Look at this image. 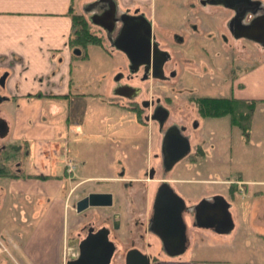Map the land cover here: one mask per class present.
I'll return each mask as SVG.
<instances>
[{
  "label": "rangeland",
  "instance_id": "obj_1",
  "mask_svg": "<svg viewBox=\"0 0 264 264\" xmlns=\"http://www.w3.org/2000/svg\"><path fill=\"white\" fill-rule=\"evenodd\" d=\"M93 1L86 6L85 16L88 21L94 14L92 11L98 9L94 4L99 0ZM200 2L201 0H153L152 5L142 6V9L148 10L155 18L163 44L173 50V67L178 70V77L171 83L154 80L144 83V99L160 98L169 107L171 115L165 127L172 124L191 126L194 121L199 123L197 130L195 127L189 130V134L193 136V151L176 164L173 174L169 176L177 183L174 186H177L180 195L189 200L190 204H194L214 195L213 193L221 192L227 200L234 203L232 212L237 220L236 231L219 235V239L204 237L193 231L197 246L200 245L195 249L196 255L229 264H264V250L259 246L258 237L255 235L257 232L264 234V185L251 187L247 192L238 190L235 195L229 190L231 183L237 182L241 176L244 179L264 181V147L258 146L257 138L258 141L254 140L252 143L241 142V133L234 126L231 129L229 118H203L197 112L200 98L231 97V70L236 71L235 83L248 77L246 83L249 86L257 72L253 67L264 61V47L252 42L248 45L243 41L231 40L224 44L220 34L228 33L226 25L219 19L222 14L219 11L205 13L196 9L195 6H199ZM136 8H139L138 5L123 9ZM197 22L199 28L193 33L192 25ZM92 32L103 38V46L89 47L87 58L83 54L79 56L80 60L75 63L78 67L73 75V92L63 102L65 109L59 116L60 121L63 118L65 125H80L83 132H77L76 129L70 132L66 128L64 136L61 137L64 141L61 152L65 149L69 155L65 154L64 157L61 153H56L52 160L55 162L57 174L64 176L67 170L65 163L71 161L74 166L73 173H69V176L74 175L75 182L91 179L82 182L85 185L77 195L83 189L114 192L115 200L118 198L115 208L98 211L107 216L118 210L123 213L124 231L118 233V236H122V248L127 249L131 243L139 242L137 235L141 229L137 227V221L146 219L149 212L150 200L142 198L146 194L150 196L152 183L146 182L145 174L137 170L145 155L140 150L143 145L149 153L153 154L155 150L157 124L146 122L145 115H150V111L146 110L140 118L127 107L129 101L116 95L114 90L119 82L115 79L120 72H126L127 62L107 41L103 31L93 26ZM176 36L184 39L181 46L177 44ZM245 73H248L246 78ZM259 77L264 80V72ZM9 94L6 85L2 96L8 97ZM45 101L51 104L55 99ZM0 111L8 112L10 116L13 107L4 102L0 104ZM60 132H63L62 128ZM9 140H5L3 144H7ZM201 140L208 148V156L196 162L195 148ZM18 145L23 146V142L18 141ZM35 153L33 149L27 159H18L27 173L34 172L37 167L38 157ZM149 153L148 163H155L153 155L150 156ZM0 162L1 165L8 164L5 157ZM9 182L6 178L0 179V195L3 197L0 207V240L4 245L0 261L3 264H43L47 241L57 251L55 264H61L66 258L71 259L74 250L70 246L68 249L66 242L63 245L58 230L51 237L37 233V226L42 222L51 200H40L35 194H30V191L26 193L31 200L25 198L24 192H14L11 195L7 188ZM65 183L68 184L63 190L66 196L71 186L66 180ZM39 202L43 204L37 205ZM73 205L74 200H71L67 208L65 231L68 239L78 229L76 222L84 221L82 216L77 217L72 209ZM89 215L90 218L94 217L91 213ZM186 217L193 227V217ZM253 234L255 239L251 237ZM202 240H206V243L202 244ZM152 249L155 254L160 252L157 247ZM124 251L118 254L115 264H123Z\"/></svg>",
  "mask_w": 264,
  "mask_h": 264
},
{
  "label": "crops",
  "instance_id": "obj_2",
  "mask_svg": "<svg viewBox=\"0 0 264 264\" xmlns=\"http://www.w3.org/2000/svg\"><path fill=\"white\" fill-rule=\"evenodd\" d=\"M117 1L120 8L123 9L132 5H138L139 8H143L148 4L152 5L153 0ZM93 2V0H0V74L4 72L7 73V89L10 93L8 97L11 98V101H8V103L13 107V112L10 113V116L8 112L3 111L2 117L10 124L9 139L17 142L22 141L23 143L27 141L30 144V149L32 151L34 149L38 157L35 171L27 173L23 169L22 176L18 178L11 177L7 188L11 195L14 192L15 194L24 192V196L27 200H31V198L28 199L29 195L26 193L28 191H30V194H35V197L40 200H51L48 203L49 205L47 204L48 208L43 214L42 222L37 226V233L43 234L44 236L49 235L51 237L53 232L58 230L59 239L63 242V245L66 242L68 249L69 239L66 235L65 227L67 208L70 206V201L74 200L72 209L75 211L76 200L85 193L110 192L83 189L81 194L77 195V192L85 185L82 184V182L91 179L86 178L80 182H75L74 175L73 177L69 176V173L72 174L73 171H68L70 168L68 166L69 163L73 170L74 164L71 161L65 163V168L67 167V170L64 176L61 175V173L57 174L55 162L48 155L50 154L48 150L51 149L50 147L51 145L53 146L52 143L54 141H57L59 153H61L62 156L65 154L66 156L69 155L65 149L61 152L62 142H64L61 137L64 136L66 128H68L70 132H72V130L75 131V129L77 132H83L80 125L74 126L69 123L65 125L63 118L60 121L59 116L65 109L63 102L68 100L72 95L74 87L73 75L78 67L75 63L78 62L79 56L74 54L75 49H73L70 44L73 29L72 12L86 15V6ZM195 8L202 9L206 13L219 11L217 8H202L200 4L199 6H195ZM91 26L93 27V25ZM87 57L88 56L85 58ZM253 68L258 73L255 71L256 76L253 78L252 83L249 86L247 85L246 79L248 77L246 78V76L248 73H245L244 76L246 79L242 81V79L238 78V83H235L231 88V97L238 100L259 101L254 114L253 126L249 138L246 140L242 132L238 130L241 133V142L244 144L252 143L254 140L258 139V146L262 145L264 147V80L259 77L260 73L264 72V61L261 62V65L257 67L254 66ZM259 71L261 72L259 73ZM244 76H242V78H244ZM51 93L54 94V97L48 96ZM48 99H55V101L48 104L49 102L45 101ZM229 123L232 129L231 120ZM64 125L65 128L63 127ZM61 128L63 132H60ZM155 134L157 135V132H155ZM198 143L200 144H197L195 148L194 161L196 162L208 156V148L203 140ZM144 146L145 145H143V148L140 150L142 153L145 152V155L142 158L141 165L140 163L138 164L139 168L137 171H142L145 174L152 163H148L147 157L149 151L144 149ZM41 148L45 156H40L39 152ZM149 154L151 156L152 152ZM114 167L116 168V165H114ZM173 170L171 174H173ZM125 172L126 170L124 169V175ZM168 179L173 185L177 184L173 179H170V177H168ZM65 180L68 181L71 186L66 196L63 190L68 184L65 183ZM262 185H264V181L244 179L241 176L237 182L231 183L229 190L230 193L235 195V192L238 190L241 192L246 190L247 192L251 187ZM174 187L177 189V186ZM213 194L223 195L221 192ZM2 200L3 197L0 195V207ZM198 202L199 201L190 204L189 200H187V205L193 206ZM228 202L231 204L230 210L235 223L234 230L231 233H234L237 229V220L232 212L234 203L230 200H228ZM42 204L43 203L39 202L37 205ZM192 221L194 222V219ZM193 231L201 233V236L215 239H219V235H221L211 229H200L196 226L192 227L190 224V228L187 231L188 235L185 252L181 256L174 258H165L162 256V263L229 264L226 261H212L203 257L201 258L199 254L196 255L195 249L196 247L199 248L200 245L197 246L196 238L194 234H192ZM255 235L258 237L259 246L264 250V234H259L257 232ZM255 235L253 234V236H251L252 239H255ZM205 243L206 240H202V244ZM46 244L47 249H45L43 256V261H45V263L43 264H55V253L57 251L54 246L51 247V243L49 246L48 241ZM199 250L200 249H198V251ZM149 254L153 255L155 253L149 252ZM155 255L159 256L161 254ZM0 256H2V254H0ZM67 261L68 258L62 261L61 264H66ZM0 264L3 263L0 261Z\"/></svg>",
  "mask_w": 264,
  "mask_h": 264
},
{
  "label": "water",
  "instance_id": "obj_3",
  "mask_svg": "<svg viewBox=\"0 0 264 264\" xmlns=\"http://www.w3.org/2000/svg\"><path fill=\"white\" fill-rule=\"evenodd\" d=\"M108 3V23L106 27L101 19L104 12L95 14L89 18L93 25L103 27L109 36L111 45L122 52L130 63V70L136 73L139 67L143 65L151 66L153 64L155 79H164L160 72H163V66L170 56L168 52L161 51L157 43L154 42L152 48V22L145 14L132 16L128 13L123 14L121 19L118 16L120 6L117 0H99L94 6L98 7L103 3ZM213 6L219 5L233 11H239L240 8L246 9L255 15L254 20L248 25L238 27L239 34L236 38H246L264 47V5L259 0H209ZM249 6V7H248ZM122 22L119 30L118 22ZM140 22V23H139ZM145 34L141 35L140 29L144 28ZM140 24V25H139ZM118 36L112 38L115 31ZM159 52L162 54L158 69L155 56ZM74 54L80 56L82 51L77 49ZM158 70V74L157 73ZM122 74L116 77L119 82ZM10 100L8 97L0 95V104ZM171 112L168 108L160 105L152 115L151 119L163 128ZM191 153L190 140L182 134L178 126H172L165 134L163 144V158L167 170H172L176 164L185 159ZM153 179V175L150 176ZM155 212L153 218V227L155 225V234L160 238L165 251L170 257L181 256L186 250L187 242V224L184 214L187 211L189 218L194 219V226L200 229H211L218 234H230L235 227L231 213V204L222 196L217 195L212 198L201 200L197 205L191 208L186 206L185 201L172 188L169 182H163L156 196ZM114 196L112 193H91L77 203V211L83 212L90 207H112ZM170 205H173L172 208ZM215 205V210H209L208 207ZM170 206V208H169ZM186 219H188L186 217ZM117 222L115 228H119ZM151 226V229L153 227ZM110 230L101 229L95 235H91L86 241L80 244V254L76 259L69 260L66 264H110L115 253V247L109 240ZM173 247L175 249H170ZM127 264H150V258L140 252L129 253Z\"/></svg>",
  "mask_w": 264,
  "mask_h": 264
},
{
  "label": "flooded vegetation",
  "instance_id": "obj_4",
  "mask_svg": "<svg viewBox=\"0 0 264 264\" xmlns=\"http://www.w3.org/2000/svg\"><path fill=\"white\" fill-rule=\"evenodd\" d=\"M262 2V4L264 5V0H259ZM201 5L202 8H207V7H211V8H217L219 10V13L222 14V17H219V19L221 20L222 24L224 23L226 25V29H227V33L229 35H221V39L223 41L224 44H228L229 40L232 41H243L245 43L251 44L250 42H252V44L258 45L263 47L262 45H259L253 41H250L246 38H240L237 39L236 38V34L240 33V30L238 29L239 26L241 25H248L250 24L254 18L255 15L252 14L251 12H249L246 8H240L239 11H233V10H229L227 8H225L224 6H213L209 3V0H201V2L199 3ZM249 7V6H248ZM97 10H93L92 12L94 14H92L91 16L95 15V14H99L104 12V16L101 19L100 22H102V24H104L106 27L109 26L108 23V11H109V7H108V3L104 2L103 4L99 5L97 7ZM200 11L204 12V10L200 9ZM130 14L132 16H140L142 14H145L146 17L152 22V48H154V42L157 43L158 48L161 51H166L169 53V57L168 60L165 62L164 66H163V72H160L162 74V76L164 77V79H155L153 78V74H154V67L153 64L151 66L148 65H143L141 67H139L138 71L136 73H132L130 70V63L129 60L127 59V57L120 51H118L119 53H121L126 62H127V69L126 72H120V74H122V78L119 81V84L116 85L114 92L116 93V95L119 98H122L124 100L129 101L128 104V108L134 112L136 115L140 116V118H142L144 116V113L146 110L150 111V115H145L146 116V122L148 121H152L151 117L154 114L155 110L160 106L163 105L164 107L168 108L165 104L162 103L160 98H157L156 100H146L144 99V93L146 92L145 90V86L144 83L149 82L150 80H154V81H160V82H167V83H171L174 79H176L178 77V70L173 67L174 66V62H175V56L173 53V50L170 48H166V46L163 44L162 38L160 37L159 33H158V28H157V24L155 19L152 17V15L149 13L148 10L142 9V8H136L134 10H120L118 12V16L121 19L123 14ZM206 13V12H205ZM227 16V17H226ZM140 23V22H139ZM140 25V24H139ZM144 28L140 29L141 35L145 34V23H143ZM94 27L100 29L101 31H103V33L106 35V39L107 41L111 44V42L109 41V36L108 33L106 32V30L101 27V26H97V25H93ZM118 28L120 30V28L122 27V22H118ZM199 28V25L197 23L192 25V31L193 33L197 32ZM115 36H118V31L116 30L115 33L112 35V38H115ZM195 40H197L198 38H194ZM176 41L178 45H182L184 43V39L180 36H176ZM162 58V54H159V52H157L156 56H155V61H156V65H157V69H158V64L160 63ZM158 70L157 73L158 74ZM119 75V74H118ZM230 80L232 81V85L231 88L235 85V80H236V71L235 70H231L230 73ZM8 80L7 77V73H3L0 74V95H4V90L6 87V82ZM122 81H125V83H121ZM49 97H54V94L51 93L48 95ZM6 97V96H4ZM31 97V96H30ZM9 98V97H8ZM11 101V98L10 100ZM5 101V102H8ZM4 103V102H3ZM120 103V102H117ZM122 104V103H120ZM197 112L199 113V115L201 117H203L199 111V108L197 109ZM205 118V117H203ZM155 122V121H154ZM157 124V139H156V144H155V150L153 152V157L155 159V163H152V165L150 166L149 170H147L145 172V178H146V182L152 183V191L150 193V196L148 197L147 194L144 196V198H142V200H150L149 203V212L146 216V219L138 220L137 221V227L140 230V232L138 233L137 236H139V242H133L131 243L127 249H123L122 248V236L119 237L118 233H121L122 231H124V215L122 212L115 211L112 215L107 216L105 213H100V211H98L99 209H104V210H109L112 208H115V194L114 192H87L85 193L82 197L78 198L75 202V212L77 214V217H81L83 218L84 221H78L77 223V228L74 232H73V237L71 239H69V246L72 247V249L74 250V254L72 256L71 259H76L79 257L80 254V244L84 241H86L91 235H95L96 233H98L101 229L103 228H108L110 230V234H109V240L110 242H112L114 244L115 247V253L114 256L111 260L110 264H115L116 258L118 256V254L124 251V261L123 264H127V257L129 253H134V252H140L145 256H148L150 258V264H161L162 260L161 257H165V258H171L167 252L164 249V246L160 240V238H158V236L155 234V225L154 227L153 225V218H154V212H155V203H156V196L157 193L159 191V188L161 187V185L163 184V182H169L172 186V188L174 189V191L181 197L183 198V200L186 203V206L191 208V206L187 205V200L185 197H183L182 195H180V193L178 192L177 189H175L174 185L170 182V180L168 179V177L170 176L172 170H167L165 164H164V158H163V144H164V139H165V134L167 132V130L169 128H171L172 126H178L180 128V130L182 131V134L184 136H186L191 143V152L193 151V145H192V135L189 134V130L192 129V127H195V130H197L199 128V123L194 121L191 126H179V125H175L172 124L171 126L168 127H163L161 128L159 126V124L156 122ZM10 138V124L7 120H5L2 117V111H0V160L5 157V160H7L8 164L7 165H1L0 164V168L2 167H6L7 171L6 173H4L5 176H1V178H6L8 180H11V176L18 178L20 176H22L23 174V168H22V164L18 161V159L20 160H25L29 157V155L32 153V150L30 149V144L27 141H24L23 146H19L17 141H12L9 140ZM5 140H9V142L7 144H3ZM53 146L51 145V149L48 150L50 152V154H48L50 157H52L51 159H53V157L55 158L56 153H59V149H58V144L57 141H54ZM199 144V143H198ZM42 146V145H41ZM196 150V149H195ZM197 152V151H196ZM40 156H45L43 154L42 148L40 149ZM189 156V155H188ZM48 157V158H50ZM187 158V157H186ZM153 159V160H154ZM157 161V163H156ZM1 163V162H0ZM153 175V179L150 178V176ZM161 175V176H160ZM0 178V179H1ZM91 193H112L114 196L113 199V206L112 207H99V208H93L90 207L89 209L83 211V212H78L77 211V203L82 200L83 198L89 196ZM216 195H212V196H208L206 198L200 199L204 200V199H208V198H212ZM223 196V195H222ZM199 201V202H200ZM198 202V203H199ZM197 203V204H198ZM195 204V205H197ZM117 205V202H116ZM193 205V207L195 206ZM172 208H174L173 205H170ZM169 206V208H170ZM217 208V206L212 205L209 206L208 209L209 210H215ZM89 213H91V215H94V217L90 218ZM87 214L89 216H87ZM108 214V213H107ZM188 212L186 211L184 214V218L185 221L187 222L188 220L186 219ZM78 220V218H77ZM117 222H119V228L116 229L115 226L117 224ZM194 223V222H193ZM187 224V228H190V224L189 222L186 223ZM151 226L153 227V229H151ZM137 228V229H138ZM187 229V231H188ZM188 235V233H187ZM126 236V235H125ZM187 238V236H186ZM132 242V241H131ZM154 247L159 248L160 253L158 252L157 254H161L159 256L153 254H149V252H152ZM170 249H175L173 247H169ZM162 264H166V263H162Z\"/></svg>",
  "mask_w": 264,
  "mask_h": 264
},
{
  "label": "trees",
  "instance_id": "obj_5",
  "mask_svg": "<svg viewBox=\"0 0 264 264\" xmlns=\"http://www.w3.org/2000/svg\"><path fill=\"white\" fill-rule=\"evenodd\" d=\"M72 13L73 29L70 44L73 49H80L83 56L86 57L89 47L103 46V38L92 32L91 23L85 15ZM258 102L259 101L255 100H238L233 97L200 98L198 99V108L201 115L205 118H229L232 127L234 126L239 129L247 140L252 130L254 114ZM244 122H246V124ZM6 171V167L0 168V176H5L4 173H6Z\"/></svg>",
  "mask_w": 264,
  "mask_h": 264
},
{
  "label": "built area",
  "instance_id": "obj_6",
  "mask_svg": "<svg viewBox=\"0 0 264 264\" xmlns=\"http://www.w3.org/2000/svg\"><path fill=\"white\" fill-rule=\"evenodd\" d=\"M70 166V171H71V165ZM4 252V245L2 243V241H0V253H3Z\"/></svg>",
  "mask_w": 264,
  "mask_h": 264
}]
</instances>
